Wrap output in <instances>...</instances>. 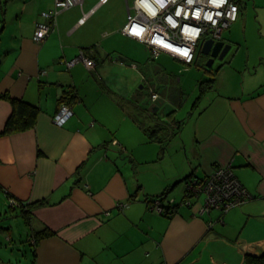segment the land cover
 <instances>
[{
  "label": "crops",
  "instance_id": "1",
  "mask_svg": "<svg viewBox=\"0 0 264 264\" xmlns=\"http://www.w3.org/2000/svg\"><path fill=\"white\" fill-rule=\"evenodd\" d=\"M19 1L20 13L10 27L5 19L0 38V237L14 251L25 246L20 224L13 229L10 218L23 220L31 252L22 264H246V254L264 253V0H237L239 17L221 39L232 47L210 69L202 48L189 64L171 54L198 68L197 88L204 90L164 152L146 141L127 113L128 103L121 106L136 94H121L105 77L109 66L128 62L119 45L138 41L123 31L135 0H82L58 14L56 28L43 41L34 39L36 25L55 0ZM29 12L30 21L22 22ZM82 53L93 54L96 66L83 60L68 65ZM157 57L151 54L145 69ZM164 72L165 81L177 84L163 86L151 106L178 118L185 95L191 96L177 75ZM71 86L78 93L66 103L72 114L56 124L60 97ZM8 95L40 107L34 127L5 133L14 112ZM123 127L127 133L120 132ZM139 148L147 157H175L158 168L151 183L136 180L135 166L153 159L140 157ZM221 168H229L250 195L223 214L205 211L199 199L179 204L170 217L146 200L174 183L170 197L176 202L186 174L206 176ZM21 202L34 203L29 220ZM45 228L54 233L35 241L33 232ZM0 264L12 259L0 255Z\"/></svg>",
  "mask_w": 264,
  "mask_h": 264
},
{
  "label": "built area",
  "instance_id": "2",
  "mask_svg": "<svg viewBox=\"0 0 264 264\" xmlns=\"http://www.w3.org/2000/svg\"><path fill=\"white\" fill-rule=\"evenodd\" d=\"M81 2L55 0L52 9L42 12L43 21L37 23L34 39L43 41L56 28L58 14ZM134 10L129 12L123 27L126 35L147 44L154 58L167 52L189 64L193 63L206 40L222 39L223 32L238 19L240 5L236 0H135ZM79 60L87 66L96 64L94 59L82 53L68 65ZM158 96V93L151 95L154 100ZM71 114V108L62 104L54 115V121L62 125ZM191 183L194 185L188 186V190L196 196L203 188L205 209L223 207L226 211L250 198L229 168L215 171L202 182L193 180ZM201 183L206 184L202 186ZM153 209L161 212L163 208L159 201H155Z\"/></svg>",
  "mask_w": 264,
  "mask_h": 264
},
{
  "label": "rangeland",
  "instance_id": "3",
  "mask_svg": "<svg viewBox=\"0 0 264 264\" xmlns=\"http://www.w3.org/2000/svg\"><path fill=\"white\" fill-rule=\"evenodd\" d=\"M24 2H20L19 0L11 2L9 5V12L7 15L4 14V18L8 20V27H10V22L15 20V15L17 11L20 13V10H15L17 5L23 4ZM133 5H131L132 7ZM132 11L134 12V6L132 7ZM50 10V9H49ZM47 11V10H45ZM43 12V11H42ZM33 12L25 13L22 17H20V20L24 23H28L30 21L31 15ZM42 14V13H41ZM234 23V22H233ZM103 40V39H102ZM105 41V40H104ZM120 50L124 53L121 54L123 57L127 58L128 62L124 67L118 66H109L108 75H105V77H108L109 83L115 87V89H118L121 94L127 96V97H134V95L138 93V90L140 89V86L143 85L144 89V95L142 96V99L144 101L149 102L150 106L156 103H153L149 96V88L150 86L154 87L156 86V91H161L163 86H166L167 89H169L170 86L173 84L176 85L177 82L174 81L173 83L165 81L163 74L164 71L167 70L168 72L177 75L183 83V87L188 95H190V100H186L188 98L187 95H185V102L183 103L182 107L178 108L179 112V119L186 118L188 115V112L191 110V107L197 97L199 95V86L197 88V78L196 73H198V68L193 66H188L180 61H178L176 58H174L171 54L167 53H161L155 60L152 61V69H145V63L148 59L151 58V54L147 50L146 46L143 43H140L138 41L134 40H126L124 43L120 44ZM119 52V51H117ZM202 55H204L202 53ZM150 57V58H149ZM204 66V63H203ZM142 67V68H141ZM165 69V70H163ZM188 70H192L189 72ZM144 72V73H143ZM168 75V74H167ZM81 83L83 85V90H86L88 87V83L83 80H81ZM121 89V90H120ZM141 89V90H143ZM193 94V92H195ZM161 95V93H160ZM162 97V95H161ZM164 99L161 98V101H159L160 109L162 110L167 103L168 99V92L163 93ZM141 99V100H142ZM152 101V102H151ZM166 113V112H165ZM120 132L127 133V130L125 127L121 129ZM134 141V137H129V141ZM139 148V156L142 158L147 157V154L144 152V150H140ZM152 157L147 158H153L148 163H141L137 164L135 166L136 169V180H140L141 178L146 179L149 183L156 177V174L161 171L158 168L163 167L165 164L171 165V161H168L171 158H174L175 156H167L165 158L158 157L157 153H153L151 155ZM143 162V161H141ZM170 163V164H169ZM167 166V165H166ZM133 168V166H132ZM162 169V168H161ZM184 187V183H179L177 191L181 192ZM181 197V196H179ZM181 198H178L180 200ZM14 216V215H13ZM10 222L12 223L13 229H17V224H20V227L22 230V240L24 241L21 244H25L23 247L16 248L15 251L12 250L9 247H6L4 243V238L0 237V255L4 258L5 261H8L9 258L12 259V264H19L22 260L24 263V260L27 262L30 261L29 256L26 257V253L31 252V246L28 244V235L27 233H24V230L26 229L25 223L23 220H19L17 216H14V218H10ZM251 223V222H250ZM250 223H248L244 227V231L242 234L246 233L249 230ZM2 242V244H1Z\"/></svg>",
  "mask_w": 264,
  "mask_h": 264
},
{
  "label": "trees",
  "instance_id": "4",
  "mask_svg": "<svg viewBox=\"0 0 264 264\" xmlns=\"http://www.w3.org/2000/svg\"><path fill=\"white\" fill-rule=\"evenodd\" d=\"M11 1L12 0H0V38H1V32L3 28V23L5 21L3 13L5 11L6 5L10 3ZM88 48L89 47H85L82 50L85 51V49H88ZM89 56L94 59L96 64L98 63V61L95 59V56L93 54ZM209 80H213V79H208L207 82ZM202 84H203V81H202ZM141 89H143V87H141ZM141 89L138 90V93L134 98H129L126 101L122 99L121 106L122 108H124L125 102L128 103L129 109L127 110V113L130 116V118L141 129V131L145 135L146 141L157 143L160 147V150L164 152L167 149L170 140L181 131L186 120L179 119L176 116H172L170 112L160 115L159 108L156 110L155 106H150L149 102L144 101L142 99V96L144 95V89L143 90ZM199 90L200 91L204 90L202 85L200 86ZM152 93L159 94V91L151 90L149 88V96L151 100L153 101V103H156L155 101L160 99L159 98L160 96H158V98L154 100L151 97ZM8 97L10 98L11 103L13 104L14 112L10 116V118L8 119L5 125V133L16 132V131L24 130L30 127H34L35 119L40 110V107L37 104L27 101L23 98L11 97L9 95ZM76 98H78V93L76 92V89L73 86H71L68 89H66L65 92L60 97L59 104L60 106L66 103L69 104V101L71 102L72 100ZM212 174L213 173L206 175V176L196 175V177L194 176L192 177V175H194V172H190L186 174L188 175L185 180L186 188L183 192V195L179 197L181 199L176 202L175 201L173 202L174 199L171 200V197H170L171 192L173 191L172 187L174 183L169 184L168 187L164 188L158 194L152 195L151 197L147 196L146 200L149 202L159 201L163 208L160 213H162V215L171 217L177 212L178 210L177 208L179 207V204L193 205L199 199H202L203 203L205 202L204 201L205 194L204 192H201L203 188H201V190L196 196V194L188 190V186H190L191 184L194 185V183H191V181L197 180L199 182H202L208 179L209 177H211ZM201 184L202 186H204L206 183H201ZM21 203L22 205L21 204L20 205L23 207L22 214H24V217L27 220H29L30 219L29 213H31L30 208L34 205V203H24V202H21ZM212 209H219L222 211V214L223 212H225V208L223 207L222 208L209 207V208H206L205 211L207 210L210 211ZM33 233H34L33 236H34L35 241H38L39 238L43 237L44 235L53 234L54 231L45 228L39 231L35 230ZM245 263L246 264H264V253H262L261 255H253L250 253L246 254Z\"/></svg>",
  "mask_w": 264,
  "mask_h": 264
},
{
  "label": "water",
  "instance_id": "5",
  "mask_svg": "<svg viewBox=\"0 0 264 264\" xmlns=\"http://www.w3.org/2000/svg\"><path fill=\"white\" fill-rule=\"evenodd\" d=\"M231 44H226L223 40L214 41L213 39H208L202 45L201 52L204 55H209V59L206 62V68L210 69L216 59L223 60L225 55L231 49ZM143 85H141L142 87ZM186 177V176H185Z\"/></svg>",
  "mask_w": 264,
  "mask_h": 264
},
{
  "label": "clouds",
  "instance_id": "6",
  "mask_svg": "<svg viewBox=\"0 0 264 264\" xmlns=\"http://www.w3.org/2000/svg\"><path fill=\"white\" fill-rule=\"evenodd\" d=\"M133 38V37H132ZM139 41V40H138Z\"/></svg>",
  "mask_w": 264,
  "mask_h": 264
}]
</instances>
